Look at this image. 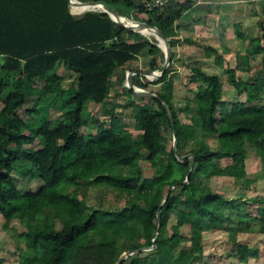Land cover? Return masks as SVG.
Wrapping results in <instances>:
<instances>
[{"label": "trees", "instance_id": "1", "mask_svg": "<svg viewBox=\"0 0 264 264\" xmlns=\"http://www.w3.org/2000/svg\"><path fill=\"white\" fill-rule=\"evenodd\" d=\"M92 1L158 27L169 41L171 63L156 80L142 75L132 64L147 49L148 68L161 69V48L155 38L129 30L107 12L73 14L68 0H0V216L5 233L13 232L18 239L14 262L116 264L123 252L155 243L154 248L128 255L121 264H212L215 249L206 246L207 231L226 233V259L247 264L250 258L261 257V248L240 242L237 233L257 226L264 236V198L245 193L227 196L209 179L228 175L248 189L257 180L246 172L248 146L259 156L264 177V68L246 81L235 68H223L227 82L245 94L229 106L221 104V77L192 64L189 81L196 85L184 104L176 106L171 77L179 41L175 35L181 16L198 0ZM72 8L78 10L73 4ZM259 27L261 36L253 39L252 54H264V23ZM126 69L138 72L132 75L135 85L159 84L152 90L159 97L132 93L123 84ZM9 76L11 84L5 79ZM65 77L74 88L68 99H63ZM52 93H59V102L65 105L63 120L54 126L43 117L29 129L24 116L37 114L40 99ZM31 96H35L32 102ZM120 96L126 100L119 102ZM163 101L170 107L173 128ZM87 107L90 118L84 117ZM128 107L138 129L135 138L124 120ZM86 122L95 132H83ZM173 129L176 154L194 156L187 182L183 181L189 158H176ZM198 132L216 137L219 146L213 148ZM222 158L232 162L220 167ZM22 161L39 180L37 189L20 191L12 170ZM144 165L152 171L150 176L144 175ZM123 167L133 173H119ZM86 182L105 184L130 197L114 208L93 207L77 193ZM173 184L153 242L159 204ZM251 207L253 211L248 210ZM47 208L52 211L49 215ZM90 234L98 240L91 243ZM121 236L126 240L119 246ZM6 262L12 264L9 256L0 255V264Z\"/></svg>", "mask_w": 264, "mask_h": 264}, {"label": "rangeland", "instance_id": "2", "mask_svg": "<svg viewBox=\"0 0 264 264\" xmlns=\"http://www.w3.org/2000/svg\"><path fill=\"white\" fill-rule=\"evenodd\" d=\"M133 1L138 2V0ZM216 4H219L220 6H217V12L219 15L216 16V18H209L210 26L209 33L207 34L208 36L204 39L200 38V36H194L193 39L199 40V43L193 44L195 43L194 41L193 43L189 44L188 41L184 40V42L182 41L183 43L174 47L177 53V56L174 59L176 69L171 73V77L174 79L175 88L173 89V93L174 103L176 106L184 104V99L191 94L190 88H194L196 85L195 83H191L189 81V75L191 73L190 65L192 64H198L203 69L209 72L217 73L221 77L224 83L222 92L223 100L221 104H228L229 106L234 99H244L245 94L239 93L232 84L227 82L226 75L223 74V68L226 66L235 68L237 76L241 77L243 81L248 80V78L255 77L258 72L264 68V54H252L251 52L253 48V39L255 37L261 36L259 24L260 22L264 23V0H214V5ZM214 5L212 8H215ZM74 8L77 9L76 6ZM192 14L193 13L191 12L189 13V18H191L190 15ZM186 15L187 14L183 15L179 20V27L181 30L183 27L181 23L186 20ZM140 16H143V14H140ZM129 17L133 18L132 16ZM197 19L198 18H195L194 21L197 22ZM188 30L194 34L195 27L194 29L189 27ZM238 33H240L241 36L238 35ZM210 46L215 48V50L208 49ZM206 52H208V55H206ZM150 58L151 56L146 49V51L141 53L140 60L133 63L132 66L135 68L138 67L142 71L149 69L148 66ZM6 74H2L3 78L6 76ZM220 74H222L224 77ZM10 77L11 76L5 78L9 84L12 83V77ZM69 80V77H65V79L62 81V84L66 86H63V99H68L74 93V88L72 87L73 84H71ZM159 87V84L150 83L145 89L152 91ZM26 91L30 94L29 87H26ZM116 91H118V88L113 89L112 94H114ZM5 94L7 93L5 92L4 95ZM29 99L30 102H32V100L35 99V96H31ZM117 100L119 102H123L126 100V97L120 96ZM262 103H264V99L262 100ZM37 108V114L32 113L31 115L24 116L28 123L27 125L29 126V129L31 127L35 128L42 121L43 117L50 120L51 124L54 126H56L60 120H63L65 105L59 102V93H52L48 94L47 96H43L40 99V102L37 104ZM95 109L98 111L100 116L102 112H100L97 108ZM117 109L119 110L120 107ZM130 111V107L125 109L124 120L129 125L128 131L135 138L138 136V129H136L134 126L135 120L130 114ZM91 115V109L90 107H87L84 117L86 116L87 118H90ZM181 119L183 121H188V117L185 115H181ZM218 122L220 124L219 119ZM24 131L27 132L26 130ZM83 132L87 134L93 133L95 132V127L86 122ZM198 134L202 135L213 148H217L219 146V142L216 137L211 135H203L202 132H198ZM35 141V146L37 147L39 144V139L36 138ZM190 145L191 144L185 146L183 151L187 150ZM247 150V157L245 160L246 172L248 176L256 177L257 180L252 182L248 189H243L241 185L237 184L235 179L231 176H213L209 179V182L214 189L227 196H244L242 193H245L248 196H259L260 198H264V177L262 173V162L260 161V158L256 154L254 148L248 146ZM231 162V158H222L217 164L220 167H224ZM32 171L33 170L29 167L27 161L18 162L14 165L12 175L15 178L20 191L24 192L28 189H37L40 186L39 180H37L36 175ZM118 171L121 174L127 175L133 173L132 169L124 167L119 168ZM143 173L146 176H150L152 171L147 168L146 165H144ZM77 193L79 197L86 199L88 204L96 208H114L118 206V204L122 203L123 200H126L130 197L129 194L120 196L116 190L110 189L105 184H95L93 182H86L83 187L77 190ZM252 208L253 207L249 208L248 210L253 211ZM51 213L52 211L47 208V215ZM2 221L3 218L0 216V255L9 256V258L12 260V264H16V261L14 262L16 257L14 253L15 244L17 243L18 239L15 237L16 234L13 232L5 233V231L2 229ZM257 228V226L252 227L251 230L249 229L246 231H239L237 233V239L240 242L247 243L253 247L255 246L261 248V257L257 259L250 258L247 264H264V236L260 231H258ZM20 230L22 229H17L18 232H20ZM90 236L91 237L89 241L91 243H94L98 240V236L92 234H90ZM226 239L227 235L223 232L207 231L205 233L206 246L212 248L213 250L215 249V255L212 256L211 259L212 264H238L236 260L230 257L227 259L225 258L223 250L225 251L226 248ZM124 240H126L125 236L119 237L118 245L121 246ZM5 247H8L9 250L5 251Z\"/></svg>", "mask_w": 264, "mask_h": 264}, {"label": "water", "instance_id": "3", "mask_svg": "<svg viewBox=\"0 0 264 264\" xmlns=\"http://www.w3.org/2000/svg\"><path fill=\"white\" fill-rule=\"evenodd\" d=\"M75 1L79 2V4L81 6H83V8H81L79 10H74L72 8L73 0H68V6L70 9V12L73 14H81V13L88 12V11H104V12H107L113 20L123 24L124 26H126L131 31L138 32V33H140L144 36H147V37H149V36L146 33H148V32L151 33L154 36V38L156 39L155 43L161 48V50L163 52V56H164L163 63H162L161 69H146V70L141 71L140 73L142 75H144L145 77H147L151 81L156 80L157 78L162 76L163 72L166 70V68L171 63L172 50H171L169 41L166 38L165 34L158 27L151 26L150 24H148L145 21L136 20V19L130 18L129 16L120 14L116 10H114L112 7H110L109 5H107L106 3L102 2V1H92V0H87V1L75 0ZM135 73H138V72L133 71L131 69L126 70L124 85L126 87L130 88L132 90V93H134V94L159 97L156 92L146 90L145 88H142L140 86L133 84L132 83V75ZM163 103L166 106L168 116L170 118V121L172 122V128H173V119H172V113H171L170 107L167 104V102L163 101ZM176 142H177V139L175 137V131L173 129L172 147H173V150L175 152L176 158L179 161H183L186 158H189V167H188V170L186 173L185 180L183 181V182H187L188 178H189V174L191 172L194 156L192 153H187V154H184L181 156L177 155L176 154ZM175 185L176 184H173L168 188L163 199L161 200V202L159 204V208H158L157 213H156L158 224H157L155 232L153 233V238H152L153 242H154V237L156 236L157 232L159 231V228L161 225V207L164 204V202L166 201L170 191L175 187ZM154 247H155V243H152V245L148 246V247H140V248L133 249L131 251L123 252L120 255V257L118 258L116 264H121V262L124 258H126L128 255H130L134 252L141 251V250H147V249H151Z\"/></svg>", "mask_w": 264, "mask_h": 264}, {"label": "crops", "instance_id": "4", "mask_svg": "<svg viewBox=\"0 0 264 264\" xmlns=\"http://www.w3.org/2000/svg\"><path fill=\"white\" fill-rule=\"evenodd\" d=\"M140 1H142V0H140ZM138 2H139V0H138ZM213 5H214V0H198L193 5V7L191 9H189L188 11H186L183 14V15L187 14L186 15L187 18L185 21H183L181 23V25L183 26L182 30L179 27V21H178L177 35H175L176 38H179V41L177 44L183 43L184 42L183 38H185V37L193 38L194 36H196V37L200 36V38L204 39L205 37L208 36L207 34L209 33V26H210L209 18H214V17L216 18V16L219 15L217 12L218 7H220L219 4L214 5L215 8H212ZM196 9H198V10H196ZM190 12L193 13L192 15H190L191 18H189ZM196 14H198L199 17ZM195 18H198L197 22L194 21ZM189 27H191L192 29H194V27H195L194 34H192L188 30ZM203 34H204V36H203ZM176 38H175V40H176ZM196 43H199V40H195V43H193V44H196ZM186 44H188V43H186ZM189 44H191V43H189ZM139 60H140V58H139ZM124 81H125V79H124Z\"/></svg>", "mask_w": 264, "mask_h": 264}, {"label": "bare ground", "instance_id": "5", "mask_svg": "<svg viewBox=\"0 0 264 264\" xmlns=\"http://www.w3.org/2000/svg\"><path fill=\"white\" fill-rule=\"evenodd\" d=\"M72 4H73V7L76 6L78 10L81 9V8H83V6H81V5L79 4V2H77V1H75V0H73V3H72ZM74 5H75V6H74ZM146 34H147L150 38H152V37L154 38V36H153L151 33L148 32V33H146Z\"/></svg>", "mask_w": 264, "mask_h": 264}, {"label": "built area", "instance_id": "6", "mask_svg": "<svg viewBox=\"0 0 264 264\" xmlns=\"http://www.w3.org/2000/svg\"><path fill=\"white\" fill-rule=\"evenodd\" d=\"M158 1H161V0H158Z\"/></svg>", "mask_w": 264, "mask_h": 264}]
</instances>
